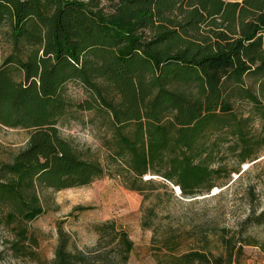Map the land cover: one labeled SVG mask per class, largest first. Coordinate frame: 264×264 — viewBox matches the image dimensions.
<instances>
[{
    "label": "trees",
    "instance_id": "16d2710c",
    "mask_svg": "<svg viewBox=\"0 0 264 264\" xmlns=\"http://www.w3.org/2000/svg\"><path fill=\"white\" fill-rule=\"evenodd\" d=\"M0 44V128L30 131L0 162V223L16 227V257H34L26 224L45 212L41 190L125 176L143 193L152 175L194 199L241 179L264 151V101L245 85L254 78L264 89V0H0ZM70 83L89 100L74 103ZM245 104L248 113L238 110ZM73 109L104 122L105 160L61 135ZM262 224L264 209L253 208L238 234L223 228L182 251L188 230L155 229L153 244L161 264H236L250 241L243 232ZM110 227L128 258L133 242ZM82 259L61 233L53 264Z\"/></svg>",
    "mask_w": 264,
    "mask_h": 264
},
{
    "label": "rangeland",
    "instance_id": "374dc122",
    "mask_svg": "<svg viewBox=\"0 0 264 264\" xmlns=\"http://www.w3.org/2000/svg\"><path fill=\"white\" fill-rule=\"evenodd\" d=\"M7 55L8 48L0 44V65ZM245 85L264 101V89L258 80L247 78ZM66 94L74 103L90 98L78 83L67 85ZM249 109L246 104L238 108L245 113ZM103 124L94 113L73 109L58 128L79 149H91L96 157L105 160L108 154L103 142L109 133ZM260 129L257 124L255 130ZM29 138L30 131L0 128V162H11ZM226 165L232 168L236 164L231 158ZM241 169V179L233 174L229 186L194 199L179 196L177 187L152 175L144 178L143 193L130 190L125 176H107L88 187L61 192L41 190L39 196L45 212L26 224L37 242V246L29 244L34 257L14 255L10 244L16 237V227L2 222L0 264H53L61 233L67 238L69 250L83 256L84 264H161L157 244H153L155 229L159 234L167 228L188 230L189 239L182 251L199 248L198 239L204 234L218 235L223 228L238 234L241 222L253 208L257 212L264 209V151L258 161L246 163ZM150 209L155 215L151 216ZM145 215L151 217V228L143 227ZM112 223L117 231L126 232L134 244L126 259L110 227ZM243 237L250 241L244 245L243 256L236 264H264V224L248 226ZM213 240L217 243V239Z\"/></svg>",
    "mask_w": 264,
    "mask_h": 264
},
{
    "label": "built area",
    "instance_id": "2783aa9c",
    "mask_svg": "<svg viewBox=\"0 0 264 264\" xmlns=\"http://www.w3.org/2000/svg\"><path fill=\"white\" fill-rule=\"evenodd\" d=\"M177 194L180 196L181 195V192L179 191V189H175Z\"/></svg>",
    "mask_w": 264,
    "mask_h": 264
},
{
    "label": "water",
    "instance_id": "95a60500",
    "mask_svg": "<svg viewBox=\"0 0 264 264\" xmlns=\"http://www.w3.org/2000/svg\"><path fill=\"white\" fill-rule=\"evenodd\" d=\"M180 191V190H179Z\"/></svg>",
    "mask_w": 264,
    "mask_h": 264
}]
</instances>
